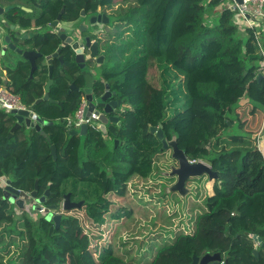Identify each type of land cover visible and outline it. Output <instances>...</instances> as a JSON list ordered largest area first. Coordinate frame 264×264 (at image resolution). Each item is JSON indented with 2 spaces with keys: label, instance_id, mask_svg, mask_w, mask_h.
Returning a JSON list of instances; mask_svg holds the SVG:
<instances>
[{
  "label": "trees",
  "instance_id": "1",
  "mask_svg": "<svg viewBox=\"0 0 264 264\" xmlns=\"http://www.w3.org/2000/svg\"><path fill=\"white\" fill-rule=\"evenodd\" d=\"M227 1L90 0L93 10L98 4L111 9L115 25L105 51L116 65L107 80L127 104L119 144L110 146L94 129L83 139L70 136L60 123L44 127L49 139L28 127L9 137L16 118L0 110V177L27 192L38 180L40 193L50 190L47 203L57 212L66 182L90 188L89 194L80 192L85 213L63 215L52 234L54 222L45 215L33 219L1 199L0 264H192L194 255L206 253H220L227 264H264V149L237 112L243 98L252 114L264 112V31L240 24ZM33 91L12 90L26 105L32 104ZM53 106L38 111L56 119L78 108ZM161 125L165 138L175 135L191 161H206L219 174L213 194L200 197L185 228L177 225L176 213H169L167 223L148 214L127 221L133 208L130 184L154 180L162 157L178 165L172 149L151 132ZM136 196L132 193V199L142 198ZM174 222L177 230L170 236ZM160 223L168 224V233ZM92 227L104 235L97 248L86 233ZM147 238L166 242L152 247L151 256L153 241Z\"/></svg>",
  "mask_w": 264,
  "mask_h": 264
},
{
  "label": "flooded vegetation",
  "instance_id": "2",
  "mask_svg": "<svg viewBox=\"0 0 264 264\" xmlns=\"http://www.w3.org/2000/svg\"><path fill=\"white\" fill-rule=\"evenodd\" d=\"M5 1H10V3L0 15V29L3 30L4 35H13L11 27L19 29L22 31L23 39L19 41L12 39L17 46L16 50H35L38 53L30 55L29 59L17 53L16 50L8 51L10 61L1 59L0 78L2 74L8 77L10 81L8 88H12V90L19 88L22 92L34 90L33 96L36 102L37 99L44 97L46 89L52 81L49 92L50 98L36 106L34 112L36 116H41L36 111L42 105H54L53 107L63 111L77 106L78 108L74 113L71 112L65 117L56 119L41 117L45 122H52L51 125L54 123L65 125L70 136H80L81 128L69 126L67 122L69 119H76L77 113L82 108V117L86 120L88 132L90 129H94L101 132L105 139L112 140L113 143L115 140H119L118 130L122 126V115L125 110L123 108L124 101L120 93L107 80V72L110 67L105 51V40L112 23L111 9L106 8L107 6L104 4H98L97 9L93 10L90 6V0ZM12 7L14 8L12 9ZM94 46L95 53L93 52ZM38 92L42 93L39 94ZM107 94L110 97L103 101L102 97ZM92 102L93 107L90 109ZM109 103L112 105H107ZM23 104L26 105L24 102ZM32 104L26 105L27 108ZM106 108L110 111L106 112ZM84 114L87 115L86 118ZM102 115L119 119L108 121L105 125L106 130H103L100 121ZM45 126L47 125L43 126V130ZM23 127L26 126L23 124ZM110 127L114 128L115 132L110 130ZM52 151L54 154L57 153L55 149ZM6 180L8 179H0V200L5 199L10 203L9 199L13 194L9 198H3L6 188L4 181ZM21 191L23 193L19 198H16L26 200L25 208H19L21 213L24 210L28 211L29 207L33 208L34 205H32L31 200L34 201V199L43 196L45 199H50L51 192L49 189L40 193L39 187L37 198L31 197L30 193L33 190L30 192ZM47 191L49 194L45 195ZM67 194H70V199H83V201L85 199L78 196L73 183L70 184L69 191H64L62 199H66ZM47 204L41 205L42 209L38 211L39 215H47L49 211ZM12 205L17 208L15 204ZM54 213H59L57 208Z\"/></svg>",
  "mask_w": 264,
  "mask_h": 264
},
{
  "label": "rangeland",
  "instance_id": "3",
  "mask_svg": "<svg viewBox=\"0 0 264 264\" xmlns=\"http://www.w3.org/2000/svg\"><path fill=\"white\" fill-rule=\"evenodd\" d=\"M110 26L111 28L108 29V32L110 31V32L115 33L114 27H113V21ZM116 47L118 48V44L116 45ZM107 58H108L107 60L108 66L110 68H114L116 66L114 62L110 60L108 55H107ZM123 108H127V104L125 102H124ZM251 109H252V106L246 101V99L243 98L240 101L237 112L240 114L242 121H245L247 123L245 126V131L247 129L248 131H251L253 134H255V136L257 137L256 141L258 143V146L261 148L263 147L264 149V112L258 111L256 114H252ZM231 125H233V123H231ZM233 129H234V132L240 131L238 123L234 124ZM85 135H80V136L83 139ZM108 144L111 146L112 140H108ZM169 157L171 159V154H169ZM160 164H162V168L159 169L152 176L154 180L153 179H150L147 181L134 180L130 184L129 186L130 194H131L130 203L133 208H128V211L129 212L131 211V212L127 213L130 216V217L129 216L127 217L128 218L127 221L130 220V218L136 219L138 216L148 214V215L156 216L158 217V219L162 218L167 223L168 219L171 218L169 216V213L170 214L176 213V215L179 216L177 225H180L183 228H185L186 225L192 221L191 214L198 211V207L201 203L200 197L203 198L204 193H206V191H208L209 195L213 194V184L215 180L210 181L207 175L189 179V182L187 183V187L190 189L191 193L186 194L185 197L181 196L178 192L168 191L166 193L165 191L166 187H169L170 185L174 184L177 179L175 177H166L162 174V172L170 171L171 166H173V163L172 164L169 163L168 158L162 157ZM154 184H156L157 186L156 185L154 186ZM148 186H152V189H155V190L147 191ZM89 189L90 188L88 187L87 184L81 183V185L80 184L78 185V188L76 189V191L78 193V196L82 197L80 195V192L85 191L89 194V191H90ZM65 190L66 191L70 190V182L65 183ZM132 193H135L138 195L135 198L137 197L138 198L142 197V198L132 199ZM71 201L72 203H78L80 201H83V199H71ZM176 201L179 204L178 206L175 205L174 208L172 206H169V208L166 206L169 204L173 205L174 203H176ZM31 203L32 205H36V203L33 200H31ZM30 208L31 207L28 208L30 217L33 219H36L39 216L38 210L33 209L35 210L33 211ZM15 209L21 214V210L18 207ZM59 213H63V215H73V216L81 217L82 214L85 213V209L83 207L81 208L75 207L69 210H63V207H62V210ZM166 223L165 224L160 223L161 225H163V226L160 225V227H162V230H161L162 233L164 232L168 233L167 229L169 228L167 227L168 224ZM19 227L24 230L23 221H20ZM117 227H120V226L117 225L115 228ZM176 230H177V226H176V223L174 222V225L171 226V228L169 229L170 236H173ZM142 231H145V229H142ZM86 233L89 236L91 244L96 248L99 247L101 241L104 238L102 231L92 227V228L86 229ZM68 236L71 238L72 234L70 233ZM143 237L144 236H140L139 237L140 240H138V242L142 241ZM147 239H148L147 242L153 241V240H150L153 238H147ZM165 242L166 240H162L160 238L153 241L151 244V248L149 249L150 255L151 256L153 255V248L162 247Z\"/></svg>",
  "mask_w": 264,
  "mask_h": 264
},
{
  "label": "water",
  "instance_id": "4",
  "mask_svg": "<svg viewBox=\"0 0 264 264\" xmlns=\"http://www.w3.org/2000/svg\"><path fill=\"white\" fill-rule=\"evenodd\" d=\"M238 3H242V0H236ZM14 7H12L13 9ZM2 8H0V15L2 14ZM109 22V19H108ZM11 31H13V35H4L3 30L0 29V61L1 59H5L7 61H10V58L8 56V51H15L16 45L13 43L12 39L15 41H19L22 38L21 34L22 31L15 27H11ZM64 35L62 36L63 39ZM17 51V50H16ZM93 52L95 53V46L93 47ZM17 53L22 54L25 58L30 59V55L36 53L35 50H18ZM40 55V54H39ZM42 55V54H41ZM1 65V63H0ZM52 77V75H50ZM259 79L262 77V74H259ZM52 84V81H50L46 93L42 99H37L35 103H33L30 107L27 109H14L12 113L15 115L16 123L13 125V127L10 130L9 137H12L14 133L23 127V124L28 128H35L36 130L40 131L41 134L45 137H48L47 133L43 130L44 125H51L52 122H45L44 119L39 116L35 115V109L36 106L44 101L49 100L50 98V85ZM110 96L107 94L106 96L102 97V100L105 101ZM51 100V99H50ZM52 101V100H51ZM112 103V102H111ZM111 103L107 105H112ZM93 107V102L90 105V109ZM110 110L106 108V112H109ZM85 118L87 117L86 114H84ZM119 118L110 117L108 118L106 115H102L100 117V121L102 122L103 130H106V124L108 121H115ZM121 124V123H120ZM110 130L115 132V129L110 127ZM88 132V125L84 124L79 133L81 135H85ZM151 132L156 133V135L159 137V139L162 140L164 144V148H171L172 149V158L175 159L178 162V165H173L170 168V171L162 172V174L166 177H177V180L174 184L170 185L169 187H166L165 191L166 193L168 191L170 192H178L181 196L185 197L186 194L190 192V189L187 187V182L191 178L201 177L203 175H208L209 180H217L219 178V174L214 171L210 164L203 160L198 161H191L188 156L186 155L185 151L179 147L177 137L174 135L172 139H166L163 132V127H151ZM119 144V140H115V145L117 146ZM206 143H203L201 147H205ZM4 185H6V188L4 190L3 198H9L11 194H13L9 199L10 203L15 204L18 208L24 209L25 208V199H16L19 198V196L23 193L20 189H17L12 185L11 180L4 181ZM38 189H39V181H36L35 189L30 193L31 197L37 198L38 197ZM49 194V191L46 192L45 195ZM2 198V197H1ZM34 202L36 205H34V209L41 211V205L47 204L48 199H45V196L42 198L34 199ZM84 201H80L78 203H72L70 199V194L66 195V199L63 201V210H69L75 207L81 208ZM57 208L56 205H48L47 209L49 210L46 219L49 221H53L54 224L50 228V234H52L56 229L60 228L61 221L63 218V213H54V210ZM254 239H256L258 242H262V238L258 237L256 235H253ZM264 246V244H263ZM256 254H258V251H255ZM223 257L220 253H206L202 257H198L194 255L192 264H220L223 261ZM225 264H227V258L224 260Z\"/></svg>",
  "mask_w": 264,
  "mask_h": 264
},
{
  "label": "built area",
  "instance_id": "5",
  "mask_svg": "<svg viewBox=\"0 0 264 264\" xmlns=\"http://www.w3.org/2000/svg\"><path fill=\"white\" fill-rule=\"evenodd\" d=\"M228 1L229 6L236 10L240 24L251 28L262 27L264 31V0H242V3L236 0ZM14 109H27V106L23 104L18 94L6 87H0V110L12 112ZM67 123L69 126L81 128L86 123L82 117V108L77 113V118L69 119ZM220 264H225L224 260Z\"/></svg>",
  "mask_w": 264,
  "mask_h": 264
},
{
  "label": "crops",
  "instance_id": "6",
  "mask_svg": "<svg viewBox=\"0 0 264 264\" xmlns=\"http://www.w3.org/2000/svg\"><path fill=\"white\" fill-rule=\"evenodd\" d=\"M10 3V1H5V0H3V1H1L0 2V8H2V11H3V9L6 7V6H8V4ZM228 3H229V1H228ZM2 77H1V81H2V84H1V86L0 87H6V88H8L9 86H8V83L10 82L9 81V79H8V77H6L5 76V74L3 75H1ZM6 80V81H5ZM9 89V88H8ZM11 91H12V88L10 89ZM33 102L32 103H34L35 102V97H33ZM36 113H38V114H40L41 115V113L37 110L36 111ZM42 116V115H41ZM259 147V146H258ZM259 148H261V147H259ZM261 149H263V147L261 148ZM1 179V178H0Z\"/></svg>",
  "mask_w": 264,
  "mask_h": 264
}]
</instances>
